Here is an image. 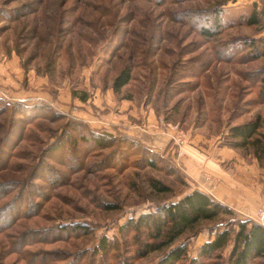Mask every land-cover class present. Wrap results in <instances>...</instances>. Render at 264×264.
<instances>
[{"label": "rangeland", "instance_id": "1", "mask_svg": "<svg viewBox=\"0 0 264 264\" xmlns=\"http://www.w3.org/2000/svg\"><path fill=\"white\" fill-rule=\"evenodd\" d=\"M215 6L222 7L225 28L208 41L184 13ZM253 10L259 22L247 25ZM263 35L264 0H0V63L11 65L10 80L18 84L0 81V92H41L47 98L36 99L64 115L42 108L25 124L10 111L15 100L3 98L9 109L0 116V137L12 121L17 127L12 124L11 148L0 153V264H159L169 247L137 258L132 236L139 233L125 235L123 244L119 227L188 192L184 172L163 151L145 153L142 139L97 150L78 141L80 126L124 134L110 132L108 125L118 101L128 100L129 109L152 113L172 133L183 132L185 143L196 133L225 146L230 127L258 114L264 131V104H250L258 85L245 76L264 58L238 53L246 51L243 40ZM218 45L230 61L214 58ZM126 64L131 80L115 92L113 79ZM72 89L86 92L85 102L79 96L82 101H71ZM57 101L65 103L63 110ZM172 149L177 156L178 147ZM234 150L244 166L254 160L260 186L244 214L233 209L235 217L255 222L264 200V165L251 148ZM146 157L155 166L147 165ZM151 179L170 191L156 192ZM109 203L120 208L105 209ZM232 219L202 221L183 234L174 244H187V255L175 264H192L198 247L212 237L211 228ZM103 237L118 240V249L96 254ZM231 247L201 264H223Z\"/></svg>", "mask_w": 264, "mask_h": 264}, {"label": "trees", "instance_id": "2", "mask_svg": "<svg viewBox=\"0 0 264 264\" xmlns=\"http://www.w3.org/2000/svg\"><path fill=\"white\" fill-rule=\"evenodd\" d=\"M221 8L222 7L215 6L210 9L209 12L201 11L200 14H198L199 12L194 13L185 11L184 14L188 17L187 22L198 31L199 35L211 41L225 28ZM258 22L259 18L254 10L246 17L245 21L247 25H255ZM235 43L236 42L233 41L232 45H235ZM242 44H244L246 51L242 50L238 53L244 54L246 59L255 60L264 58V35L258 38L243 40ZM229 45L223 47V51L227 50ZM217 47L219 48L214 51V58L218 59V61H230L231 57H226L225 54L223 56L220 52L222 45H218ZM131 74V67L128 64L124 65L113 79V90L119 92L122 87L127 85L131 80ZM245 76L246 79L252 80L258 85V97L253 98L250 104H264V64L246 73ZM71 94L73 97L79 96L83 101H85L87 97L86 92H76L74 89H72ZM3 98L5 97H0V107H2L0 108V116L9 109L7 101L5 100L6 98ZM42 108L50 111L57 117L62 116V114L59 113L60 111L56 110L54 107L52 109L51 105L43 101H38L37 99L15 100L13 105H11L10 111L21 115L18 121L27 124L40 116ZM29 111L31 112L29 113ZM70 119L72 122L76 121L79 125L83 124V121L78 118L71 117ZM12 124H14V128L17 127L15 120L12 121L8 125L6 133L0 137V153H5L4 150H6V145L8 149L11 148L12 144H10V140L13 136V134H11ZM80 127L84 130L80 131L81 133L78 137V141L90 145L93 148L96 147L97 150L107 149L116 143H123L127 140L134 143L139 142L137 138L126 135L125 133H118L113 136L91 129L85 125H81ZM261 128L262 120L259 114L253 119L234 125L229 129L227 134L228 143H226V145L234 149L251 148L253 155L264 165V131H260ZM61 145L62 143L59 146ZM132 146L137 145L132 144ZM58 147H56V149ZM143 148L148 150L144 151L145 153H152V149L148 145H144ZM121 151L124 152V150ZM119 154L120 153H117L115 156H119ZM146 158L148 159L146 161L147 165L155 166L151 158ZM150 186L158 193L170 191L168 185L156 179L150 180ZM187 188L189 189L188 184ZM104 207L109 210L120 208L118 205L110 203L106 204ZM221 216H234V219L211 228V231H214L212 237L198 247L197 255L191 259V263L201 264V259L208 260L212 258L217 251L225 248L227 245H231V251L223 264H264V261L255 263L258 259L264 260V227L256 221L236 218V214L232 208L198 188L186 192L183 196L172 202L157 206L153 211L140 214L137 218H129L126 223L119 227V231L123 237V244L126 242L124 241L125 235H128V233H139L138 236H132L135 242L134 245L136 246L134 248V253L137 258H142L151 252L169 247L165 255L160 259L159 264H175L187 255V244H174L175 241L190 229H194L200 222L214 221ZM139 236L143 237L139 239ZM118 244V240L113 242L103 237L95 253L97 254L99 252V254L103 256L108 250L118 249ZM122 264H124V261H122Z\"/></svg>", "mask_w": 264, "mask_h": 264}, {"label": "crops", "instance_id": "3", "mask_svg": "<svg viewBox=\"0 0 264 264\" xmlns=\"http://www.w3.org/2000/svg\"><path fill=\"white\" fill-rule=\"evenodd\" d=\"M9 66H11L9 63L5 62V65L0 63V81L2 84L11 82V86L14 87L18 84L17 80L14 82L15 85L10 80ZM10 70L12 71L13 68ZM12 94L14 96L0 92V96L14 100L47 98L41 92L35 91H31L25 96H19L13 92ZM70 100L75 103L77 100L82 101L78 97H71ZM118 103L115 110L117 113L111 117V122L108 125H113L110 132H115L114 129L121 130L125 134L142 139L151 149L170 155L184 172L185 180L189 185L188 191L198 188L238 213L244 214L246 204L252 200L255 191L260 187L255 180L257 170L254 160L250 166H244L242 164L244 159L236 150L219 144V141L216 142V139L211 136L207 137L196 133L177 150L176 156L172 149L174 144L170 138L171 130L160 123L155 115L147 111L144 114L142 111L136 112L129 109L128 100L118 101ZM64 104V102H58L56 106L63 110ZM92 128L95 129V127ZM232 164L236 166L234 170L229 166Z\"/></svg>", "mask_w": 264, "mask_h": 264}, {"label": "built area", "instance_id": "4", "mask_svg": "<svg viewBox=\"0 0 264 264\" xmlns=\"http://www.w3.org/2000/svg\"><path fill=\"white\" fill-rule=\"evenodd\" d=\"M171 138L178 149L182 147L186 141L185 134L181 131L174 130ZM255 221L264 227V200L261 201L256 208Z\"/></svg>", "mask_w": 264, "mask_h": 264}]
</instances>
